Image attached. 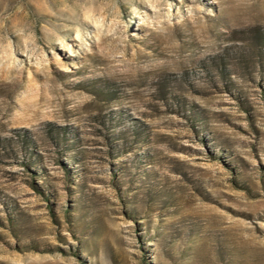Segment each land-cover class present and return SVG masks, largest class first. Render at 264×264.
<instances>
[{"label":"rangeland","instance_id":"rangeland-1","mask_svg":"<svg viewBox=\"0 0 264 264\" xmlns=\"http://www.w3.org/2000/svg\"><path fill=\"white\" fill-rule=\"evenodd\" d=\"M0 264H264V0H0Z\"/></svg>","mask_w":264,"mask_h":264}]
</instances>
